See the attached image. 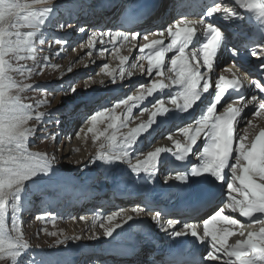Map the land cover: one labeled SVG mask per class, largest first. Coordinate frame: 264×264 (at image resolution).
I'll return each mask as SVG.
<instances>
[{
    "label": "snow or ice",
    "instance_id": "1",
    "mask_svg": "<svg viewBox=\"0 0 264 264\" xmlns=\"http://www.w3.org/2000/svg\"><path fill=\"white\" fill-rule=\"evenodd\" d=\"M232 2L256 21L255 33L242 47L233 45L229 48L234 59L231 67L224 66L223 69L219 68L218 57L220 50L228 47L227 36L217 21L231 22L244 17L236 7H230L222 0H201L199 19H189L188 13L179 11V18L155 31L129 29L127 25L136 19L134 14L125 15L116 30L92 31L80 46L88 49L85 53L88 57L94 52L101 56L108 53L119 60L118 73L108 63L100 65L112 85H116L117 80L122 83L126 77L131 78L133 70L148 78L147 83L137 85L133 92L111 102H98L97 98L87 95L97 83L91 77L82 87L73 80L57 84L50 90L25 82L42 74L46 67L59 68V65L49 63V55L40 53L45 51L46 43L49 52L53 44L60 46L54 55L64 53L69 42L50 34L48 28L53 25L61 30L71 28L69 21L74 18L73 8L64 9L67 19H63L58 15L61 12L58 0H0V264H23L24 256L31 250L22 220V213L31 203L29 196L39 195L43 199L51 194L46 189L60 183L55 151L49 154L29 149L30 141L52 115L38 109L49 106L51 101L47 97L55 92H63L66 97L83 92L84 103L95 105L90 113L79 117L80 127L73 134L86 142L90 133L96 149L86 162H77L82 165L81 170L104 166L110 169L109 174L116 182H119L118 176L126 175L128 183H153L161 168L170 162H179L163 183L173 181L178 187H189L203 181L225 189L213 211L199 220H196L199 206L216 197L211 188L199 193V199L190 205V211L175 216L153 208L147 202L132 206L133 215L117 209L106 215L94 214L91 218L80 216L78 219L88 226V239H112L114 234H119L117 230L122 232L129 222L153 212L152 223L173 242L165 250L161 264H264V227L258 231H244L245 227L254 224L264 225V126L244 115L245 109H250L252 117L264 121V0ZM76 30L86 33L83 26ZM150 35L157 38L149 40ZM140 39L148 42L139 44ZM125 43L132 44L130 51L138 52L130 64V57L120 55ZM242 51L260 61L255 66V76L243 64L238 66L236 58ZM28 61L31 66L26 63ZM71 71L69 67L68 72ZM99 83L105 86L103 80ZM248 85L260 95L248 96L245 92ZM33 89L45 94L43 99L36 101L35 108L25 103L23 95ZM150 97L153 98L150 107H141ZM198 108L199 112L196 111ZM134 109H139L141 116L148 113V120L124 133L121 129L128 127ZM76 112L73 109L70 118ZM241 119L245 124L242 134L239 130ZM177 120L182 126H177L166 136L173 147L147 151L137 147L142 135L150 134L153 126ZM51 122L57 127L62 126L60 119ZM175 135L183 140L175 139ZM42 138L49 137L45 134ZM72 138L68 137L69 140ZM51 139L58 143V133H51ZM148 147L151 148V143ZM122 168L124 171L118 173ZM33 187L37 189L36 193H33ZM36 219L55 226L56 217L51 213L38 215ZM97 227L102 232L95 231ZM41 230L57 237L54 243L58 245L84 239L83 235L69 236L62 230ZM237 235L241 239L229 243V239ZM187 237L205 246V252L198 258L185 252V241L181 238ZM27 264L61 262L44 255H30ZM92 264L104 262L97 258Z\"/></svg>",
    "mask_w": 264,
    "mask_h": 264
},
{
    "label": "rangeland",
    "instance_id": "2",
    "mask_svg": "<svg viewBox=\"0 0 264 264\" xmlns=\"http://www.w3.org/2000/svg\"><path fill=\"white\" fill-rule=\"evenodd\" d=\"M75 1L77 2L76 5H73L70 0H58L59 6L61 8V12L58 15L63 19H67V16L64 12V9L73 8L74 18L69 21L71 23V25L75 24V22H78V23L86 22L85 24H87V25H85V26H88V23H90L91 25H93V24L95 25L94 21L91 19V16L88 14L89 10L94 11L95 7L91 8V7H89L90 5H86V8H85V4H83V1L86 2L87 0H75ZM83 9H84V11H83ZM79 13H82V14L86 13L87 17L85 16V19H81V15ZM86 20H88V21H86ZM170 20H172V19H170ZM170 20H168V22H170ZM77 25L78 24H75V26H72L71 28H68L67 30H61L58 27H55L54 25L49 26L48 32L50 34L56 36L57 38L63 37L64 39H66L69 42L68 45L66 46L64 53H62L60 56L54 55V53L60 47L59 45H55V44H53L51 46V52H49L48 51L49 45L46 43L43 46L45 51L40 53V55H45V54L49 55L50 56L49 63L59 65V68L53 69L52 67H46L43 70L42 74L34 75L31 79L26 80L25 82L31 83L33 85H41L42 88H46V89L50 90V89L55 88L57 84H60V83L66 84V83L71 82L73 80L77 81L78 87H82L85 84V82L89 79V77H91V79L95 80L97 83L92 86V88L89 90V93L87 95H90V96L95 97V98H98L99 97L98 95H100L102 98H104L103 95L99 94L101 91V88H102L99 81H101V80L104 81L105 88H110V86H113V85L110 83V79L107 77V75H104L102 73L100 65L103 63H108L110 65V68L112 69L111 54L107 53L106 55H104L105 58L103 61L101 60L102 56L95 53V52L93 53V55L91 57L86 56L85 53L88 51V49L86 47L82 48L80 45L87 40L88 34H90L94 30L98 31L100 27L97 26V28L90 30V32L79 33L76 30L78 28V27H76ZM80 25L83 26V24H80ZM85 29H86V31H88L87 28H85ZM101 29L102 28H100V30ZM103 30H105V29H103ZM76 32H77V34H76ZM105 39H107V38H105ZM141 41H142V39H140L138 41V43H140ZM135 43H137V42H132V44H135ZM73 48H75V51H73ZM121 49H122V51L126 52L128 50V47L123 46ZM93 61H95V63H93ZM26 63L29 66H31V61H28ZM85 65H87V67H85ZM69 67H71V69H72L71 72H68ZM97 73H100V75H96ZM61 77H62V79H61ZM17 79H21V78L17 76ZM117 84H118V91H117L116 95H119L121 92L122 93L127 92V89H128L127 87L129 85L128 81L124 80L121 83V81L117 80ZM23 95L26 97L25 103L32 104L34 108L36 107V101L43 99L45 96V94L41 90H35V89L29 90V91L23 93ZM53 96L55 97L54 99L52 98ZM84 97H85V94L83 92H81V94L77 95V96H67V97L65 96V94L63 92L50 93L47 97L51 101L50 105L49 106H41L38 110L42 111V112H51L52 115H51V117L48 118L49 122L46 125H44L42 130L38 131L36 133L35 137L30 141L29 149L31 151H34V152H37V151L38 152H47L49 154H52L55 151L57 158L59 160V157L63 154V151L67 150V146L73 145L74 142L76 143V141L78 140L77 138L74 137L73 134L80 127L81 119L79 117H82L83 115H85L87 113H90V111H88V109L90 107H92V108L95 107V105H92V104L86 105L84 103ZM62 100L64 101V103H61ZM78 101H80V103H83V105H81L80 107L78 106L77 111H78V113L83 112V114H81L80 116L78 114L77 118H76V115H74L73 117L76 118V122L74 124L69 125V128L66 131L67 133L63 134L62 131H60L58 129V127L54 123H52L51 121L59 119V118H57L56 113L60 110V108L63 109V108L71 107L72 105H70V104H77ZM97 101H98V99H97ZM73 108H75V106L70 108L69 110H72ZM30 124H35V121H31ZM171 124H173V123H171ZM174 128H176V126ZM53 132L58 133V135H59V142L58 143H54L53 140L51 139V133H53ZM45 134L48 135V137H49L48 139L42 138V136ZM70 136L73 137L71 140L68 139V137H70ZM157 138H159V137H156L153 140V143H155V141H157L156 140ZM64 142L66 145L65 149L62 148L63 147L62 143L64 144ZM84 144L87 147V141L84 142ZM95 151H96V149L92 144L90 149H89V152L90 153L92 152V154H94ZM89 152H87V153H89ZM78 153L79 152L73 153L71 158L77 156ZM80 153H82V151H80ZM90 153L88 154V156L89 155L91 156ZM88 156H87V158H88ZM67 158H68V160L70 159V157H67ZM77 162H82V161L80 160V161H76L73 163L65 161V164H63L64 168H62L64 170V173H70V172H72L73 169L75 170L76 168H78L80 163H77ZM74 172L78 173L77 171H74ZM64 178H66V177H64ZM70 178L74 179V182L80 184L81 180L77 179L76 176L70 177ZM72 179H68V180H72ZM75 179H77V180H75ZM84 181H87V178ZM90 184H88V185H90ZM96 188H98V190H101V188L99 186H96ZM32 191H33V193H36L37 189L35 187H33ZM46 191L50 192L51 194L44 196L43 199H41V197L39 195H30L29 199L32 198L33 196H35L34 201L29 203L27 205L26 209L24 210V212L22 213V220H23V228H24V232H25V237L29 240L30 246L32 247L31 250L29 251V253H27L24 256L23 264H27L28 256H30V255H44V256L50 257L53 260H56V258L52 255V253H50V251H48L46 249L47 248L48 249H58V248H61V247L68 245L70 242V241H68L63 245L55 244L54 241L57 239V237L47 235L46 232L42 231L41 229L46 228L48 232H51V231H58L59 232L62 230L64 233L72 230L75 233L78 232V233L82 234L84 236L83 241H88L87 238L90 235L89 231L86 230L88 226H85L83 221H80L78 219L80 216H82L81 213L83 211L80 212L76 216V221H74V219H72V218H69L70 215L64 213L66 211V209L70 210L69 207H66L67 198L63 199L66 196H68V191H71L70 188H68L66 186L65 187H59L58 185H55L53 188H51V189L49 188ZM76 193H78V191ZM79 196L80 195H78L77 197H79ZM104 201H105V197H104ZM35 202H37V203L35 205H33ZM40 209H43V210L41 211ZM33 211H36V214L34 212V216H32V218L30 217L27 221L26 215L30 216L31 212H33ZM47 213H51L52 216L56 217L55 226H53L50 222H42V221L36 219V216L41 215V214H47ZM83 214L86 217H89V218L91 217V216H88L90 213L87 214L86 212H84ZM91 215H94V213H92ZM67 218H69V219H67ZM56 225H58L57 228H56ZM79 225H81L80 227L82 228V230L80 232L78 231ZM99 230H100L99 227H97L95 229V231H99ZM73 256H75V255H73ZM94 260H92V262ZM92 262L90 264H92ZM82 264H84V263L82 262Z\"/></svg>",
    "mask_w": 264,
    "mask_h": 264
},
{
    "label": "bare ground",
    "instance_id": "3",
    "mask_svg": "<svg viewBox=\"0 0 264 264\" xmlns=\"http://www.w3.org/2000/svg\"><path fill=\"white\" fill-rule=\"evenodd\" d=\"M70 1H71V3L73 5L77 4V2L75 0H70ZM120 2H122V0H87V5H90L89 7H91V8L95 7V9L93 11V12H96L95 13V18L91 17V19L94 21L95 25H97L98 27L102 28L101 24H103L110 17V12L109 11L103 13L104 12V8L112 6L113 7L112 10H114L120 4ZM79 14L81 15V19H85V16L87 17L86 13L85 14L79 13ZM167 15H169V14H166L165 12H163L162 18H165ZM189 19H197V18H189ZM86 21H88V20H86ZM168 23H171V22H167V24ZM72 26H75V24H72ZM100 28H99V30H100ZM136 31H141V30L137 29ZM151 39H155V37L150 35L149 36V40H151ZM147 42L148 41H144L142 39V41L139 44H144V43H147ZM124 46H127L128 50L126 52H124V51H122V49H120V55L130 57V60H129V64H130V63H132L135 60V58L138 55V52L132 51V55L130 56V52L131 51L129 49L132 47V45L128 44V43H125ZM97 47H99V45H97ZM106 54L107 53H105V55ZM104 58L105 57L102 56L101 60L103 61ZM111 61H112V69H116L117 73H118L119 72V67H118L119 66V60L115 59L113 57V55H111ZM145 66H147L146 63H145ZM227 66L231 67V64H229ZM108 78L110 79V77H108ZM147 80H148V78L146 76L141 75V73L139 71H137V70H133V76L131 78H128V77L125 78V81H128V83H129V85L127 87L128 88L127 92H125V93L128 94V93H130V91L131 92L135 91L137 85L147 83ZM105 91L108 92V95L111 94V93L116 95V93L118 91V84L110 86V88H105V86H102L101 91H100L99 94H101V93H103ZM114 97L120 98V96H118V95H116ZM97 99H99V97ZM152 100H153V98L150 97L148 99V101H145L144 105H142L141 107H150V102ZM91 108L92 107H90L89 109H91ZM89 109H88V111H90ZM246 117H247V119H253L254 123H257L260 126H264V121H260L258 118H254L251 115H248ZM147 120H148V113H145L144 115L141 116L140 113H139V109H134L133 110V119L130 120V122L128 124V127L122 128L121 131L124 132V133H127L129 131V128H135L141 122H146ZM29 123H31V121ZM175 126H176L175 122L173 124L170 123V124H167V125H161L159 127L153 126V129L149 130L150 134L146 133V134L142 135V137L139 139L137 147L141 148V149H144L146 151L147 150H153L156 147H169V148L173 147L172 142L170 140H168L166 138V136H167V134L169 132H174L173 129H174ZM239 126H240L241 134H242L243 133V129L245 127L243 119H241V123H240ZM100 127L103 128L104 125H100ZM90 136H91V134L88 135L87 147L84 144L85 141L83 139H78L76 141V143L74 142L73 145H68L67 146V150L63 151V154L59 157L58 164H57V166H58L57 167L58 168V175H59L60 179H63L64 177L70 178V177L76 176L77 179L81 180L80 184L88 185V184H90L93 181V183H92V185H93L94 183L98 182L97 180L99 178H103L102 177L103 170H108V172H110V169H108V168H106L104 166L90 167V168H85V169L81 170L82 165L80 164L78 168H76L75 170L74 169L72 170L73 173L72 172L64 173V170L62 168H64L63 164H65V161H68L70 163H73V162H76V161H80V160L82 162H86L89 159V157H90V155L88 156V154L90 153L89 149H90V147L92 145V140H91ZM156 137H159V138H157L156 139L157 141H155V143H153V140ZM179 137H180L179 135H175L174 138L175 139H179ZM149 143H151V148L148 147ZM65 147H66V145H65V142H64L62 148L65 149ZM74 149H79V151H73ZM80 151H82V153H80ZM75 152H79V153L77 154V156L71 158L72 154L75 153ZM87 152H89V153H87ZM90 154L92 156L95 153L92 154V152H91ZM87 156H88V158H87ZM165 156L167 158V154H165ZM67 157H70V159L68 160ZM161 169H163V168H161ZM74 171H77L78 173H76ZM118 173H119V170H118ZM94 175H95V177H94ZM86 178H87V181H84ZM77 179H75V180H77ZM67 181H68V179L65 180V181H61L59 184L61 185L62 182L63 183H67ZM107 181H109V180L107 179ZM122 181L126 182V184H130V183L127 182V176L126 175L123 176ZM138 182H140V181H138ZM53 187H51V188H53ZM108 189L109 188L106 187V189L103 192H102V190H98L97 192L92 191L90 194L87 193L85 198L88 199V200H91L92 203H95V202L98 201L100 203L99 205L107 204V201L106 202L104 201V196L103 195H104L105 191L108 190ZM88 190H90V189H88ZM83 196L84 195H80L77 198L80 200V199H82ZM88 203L89 202H85L83 204L79 203L77 206L76 205L73 206V202L71 200L67 199L66 200V207H69V208L73 207V209H70V210L66 209V211L64 213L70 215L69 218H72V217L76 218V216L80 212L83 211L81 213V215L85 216L83 213L86 212L85 209L87 208ZM136 204H142V203H140L137 200H120L119 204H116V208L115 209H109V210L108 209H104V210H102V213H104L106 215V214H109V213H111L113 211H116L117 209H124L129 215H133V213H131L130 209H131L132 206H134ZM148 214L150 215V213H146V214H143L141 217L137 218L134 222H129L128 225H125L124 230L122 232L120 230H117L119 232V234L118 235L114 234V238H112V239L102 238L99 241L90 240L88 238H87L88 241H83V239L80 240V241L70 240L68 245L56 249L55 258H56V260H59L61 262V264H82L83 259L81 261L79 260L78 262H75L76 260H78L77 257H79V255H82V256L87 255L88 257L91 256V258L97 259V254H95V251H94L95 249H99V250L103 251V253H106V251L108 250L109 247H112V246H114V245H116L118 243H129V242H131L133 240V238L129 234V230L132 228V225L136 224L137 222H139L141 220H145V219L149 220ZM88 216L92 217L93 215L89 214ZM69 218H67V219H69ZM74 221H76V219H74ZM80 226L81 225H79V228H78L79 232L82 230V228ZM85 226H87V225L85 224ZM57 227H58V225H56V228ZM260 228L261 227L258 226V230ZM97 232H102V230L100 229ZM65 233L67 235H69V236L82 235V234H80L78 232L75 233L72 230H70L69 232H65ZM235 237L236 236L231 237L229 239V241H232ZM73 255H75V256H73ZM72 256H73V259L71 260L70 258H72Z\"/></svg>",
    "mask_w": 264,
    "mask_h": 264
}]
</instances>
